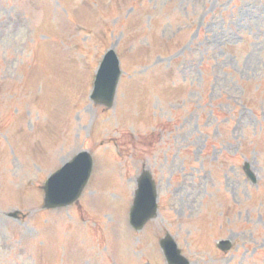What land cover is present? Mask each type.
<instances>
[{
	"label": "rangeland",
	"instance_id": "rangeland-1",
	"mask_svg": "<svg viewBox=\"0 0 264 264\" xmlns=\"http://www.w3.org/2000/svg\"><path fill=\"white\" fill-rule=\"evenodd\" d=\"M108 48L110 109L88 96ZM83 149L82 197L41 208ZM143 168L159 209L136 232ZM165 233L190 264H264V0H0V264H166Z\"/></svg>",
	"mask_w": 264,
	"mask_h": 264
},
{
	"label": "water",
	"instance_id": "water-1",
	"mask_svg": "<svg viewBox=\"0 0 264 264\" xmlns=\"http://www.w3.org/2000/svg\"><path fill=\"white\" fill-rule=\"evenodd\" d=\"M119 76L117 60L109 53L101 63L97 74L94 100L110 106L113 101L115 86ZM91 168V160L87 154H81L73 163L62 171L52 176L45 185V206L62 205L75 199L87 181ZM246 173L252 180L254 176L245 165ZM138 188L135 193L133 205L130 210V223L135 229H140L144 223L156 212L154 184L149 172L143 171L138 178ZM160 244L170 264H188L180 255L175 243L170 236L161 239ZM222 249H228V241H222L219 245Z\"/></svg>",
	"mask_w": 264,
	"mask_h": 264
}]
</instances>
